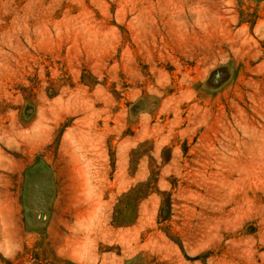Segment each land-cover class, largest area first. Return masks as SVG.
I'll list each match as a JSON object with an SVG mask.
<instances>
[{"label":"rangeland","instance_id":"1","mask_svg":"<svg viewBox=\"0 0 264 264\" xmlns=\"http://www.w3.org/2000/svg\"><path fill=\"white\" fill-rule=\"evenodd\" d=\"M0 264H264V0H0Z\"/></svg>","mask_w":264,"mask_h":264}]
</instances>
